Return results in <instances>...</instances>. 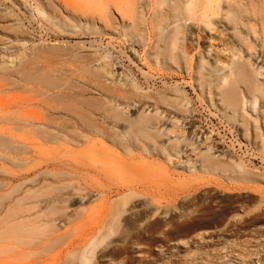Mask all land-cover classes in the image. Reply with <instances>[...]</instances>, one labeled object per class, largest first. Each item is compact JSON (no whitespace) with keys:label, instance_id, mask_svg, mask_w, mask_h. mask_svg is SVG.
I'll list each match as a JSON object with an SVG mask.
<instances>
[{"label":"rangeland","instance_id":"1","mask_svg":"<svg viewBox=\"0 0 264 264\" xmlns=\"http://www.w3.org/2000/svg\"><path fill=\"white\" fill-rule=\"evenodd\" d=\"M237 1L0 0V264H264V0Z\"/></svg>","mask_w":264,"mask_h":264},{"label":"bare ground","instance_id":"2","mask_svg":"<svg viewBox=\"0 0 264 264\" xmlns=\"http://www.w3.org/2000/svg\"><path fill=\"white\" fill-rule=\"evenodd\" d=\"M193 1L194 0H191L190 4H192ZM227 2L229 4V13H230L231 20L235 23H238L240 18L244 15L242 6L240 4H238L237 0H227ZM186 8L189 9V7H186V5L184 6L185 12H186ZM179 33H181L180 30H177L176 34L178 35ZM238 33H240V31H238ZM162 38L164 39L163 36H162ZM168 39H169V41H173V42L177 43V41H176L177 37L173 38L171 36ZM229 65H230V73H229V75H226L222 78V84L227 83L228 85H230L233 77L241 74L242 76H244L245 79L251 81V84H252L253 88H255V91L263 93V88L260 87L258 84H256V82H257L256 70L253 69V67L249 61H247V62L243 61V62L235 63V61L233 60V62L230 63ZM234 91H235V89H233V88H229V89L226 88L224 90H223V88L220 89L221 95L224 97V99L231 106H235L238 103V99L236 98V94ZM57 211H59V210H57ZM62 211H63V208H62ZM87 259L88 258L86 256H83L81 259V262H83ZM82 264H84V263H82Z\"/></svg>","mask_w":264,"mask_h":264}]
</instances>
